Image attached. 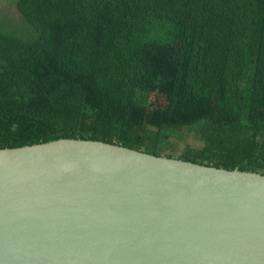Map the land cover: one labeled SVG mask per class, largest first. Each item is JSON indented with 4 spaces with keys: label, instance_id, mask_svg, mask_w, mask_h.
<instances>
[{
    "label": "trees",
    "instance_id": "1",
    "mask_svg": "<svg viewBox=\"0 0 264 264\" xmlns=\"http://www.w3.org/2000/svg\"><path fill=\"white\" fill-rule=\"evenodd\" d=\"M12 4L0 148L92 139L264 173V0Z\"/></svg>",
    "mask_w": 264,
    "mask_h": 264
},
{
    "label": "water",
    "instance_id": "2",
    "mask_svg": "<svg viewBox=\"0 0 264 264\" xmlns=\"http://www.w3.org/2000/svg\"><path fill=\"white\" fill-rule=\"evenodd\" d=\"M0 264H264V173L92 139L0 148Z\"/></svg>",
    "mask_w": 264,
    "mask_h": 264
},
{
    "label": "rangeland",
    "instance_id": "3",
    "mask_svg": "<svg viewBox=\"0 0 264 264\" xmlns=\"http://www.w3.org/2000/svg\"><path fill=\"white\" fill-rule=\"evenodd\" d=\"M12 3L13 0H0V14H4L8 19L18 24L19 17ZM185 142L192 143L193 139L191 137H187Z\"/></svg>",
    "mask_w": 264,
    "mask_h": 264
}]
</instances>
